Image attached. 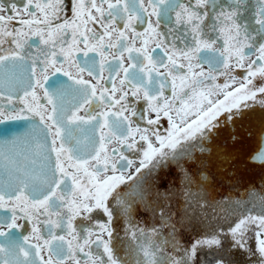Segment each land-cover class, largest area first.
<instances>
[{"label":"snow or ice","instance_id":"6c2138e0","mask_svg":"<svg viewBox=\"0 0 264 264\" xmlns=\"http://www.w3.org/2000/svg\"><path fill=\"white\" fill-rule=\"evenodd\" d=\"M257 108L264 0H0V264H264Z\"/></svg>","mask_w":264,"mask_h":264},{"label":"water","instance_id":"95a60500","mask_svg":"<svg viewBox=\"0 0 264 264\" xmlns=\"http://www.w3.org/2000/svg\"><path fill=\"white\" fill-rule=\"evenodd\" d=\"M260 112H255L250 122L245 124L230 126L226 131L235 132L237 138L240 140L236 148L238 160L243 161L239 163V174L243 177V185L235 193H245L246 189L253 188L259 190L264 185V168L257 164L254 167H249L251 157L260 149L262 140H264V123L261 122ZM236 165L233 166L235 169ZM231 181L225 180L224 183L218 186L230 185ZM230 187H227L229 192Z\"/></svg>","mask_w":264,"mask_h":264},{"label":"flooded vegetation","instance_id":"af4514ba","mask_svg":"<svg viewBox=\"0 0 264 264\" xmlns=\"http://www.w3.org/2000/svg\"><path fill=\"white\" fill-rule=\"evenodd\" d=\"M255 112L262 113V111L259 108H257L255 110ZM262 114H264V113H262ZM227 187H230V185H223V186H220V185L218 186V184L213 185L212 191H213V194L215 195L217 200L224 198L228 194ZM229 190H230V188H229ZM255 190H257V189H255ZM240 194H243V193H235V195L237 197H239ZM233 258L236 260L237 264H244L243 250L233 249Z\"/></svg>","mask_w":264,"mask_h":264},{"label":"rangeland","instance_id":"374dc122","mask_svg":"<svg viewBox=\"0 0 264 264\" xmlns=\"http://www.w3.org/2000/svg\"><path fill=\"white\" fill-rule=\"evenodd\" d=\"M249 244H250V245H254V244H255V241L250 239V240H249Z\"/></svg>","mask_w":264,"mask_h":264}]
</instances>
